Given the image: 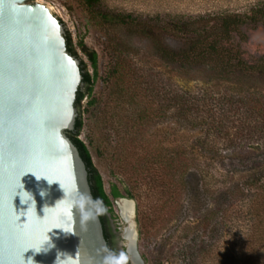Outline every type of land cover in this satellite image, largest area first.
I'll list each match as a JSON object with an SVG mask.
<instances>
[{"label":"rangeland","instance_id":"rangeland-1","mask_svg":"<svg viewBox=\"0 0 264 264\" xmlns=\"http://www.w3.org/2000/svg\"><path fill=\"white\" fill-rule=\"evenodd\" d=\"M38 1L49 5L61 19L74 45L82 37L97 53L98 76L92 91L95 102L88 105L89 97L81 101L85 124L80 137L91 152L105 190L108 192L110 184L115 183L121 192L128 187L133 194L134 198L112 199L120 233L125 227L134 228L135 248L143 264H197L194 241L201 235L202 219L215 207L222 189L258 173L264 152L255 141L245 142L239 149H222L216 158L200 149L197 143L200 132L183 129L167 99L182 88H210L209 78L194 72L181 73L157 58L144 39L128 37L123 30L117 29L111 33L128 39L134 57L153 68L155 72L149 73L152 78L156 77L155 74L158 76L155 79L162 93L158 103L148 104L149 115L140 127V134L132 138L129 126L137 105L121 104L124 99L122 85L126 81L122 80L123 74L110 72L115 62L107 41L110 29L101 22L99 12L131 13L142 18L169 20L216 13L251 14L254 10H262L264 21V0H100L92 8L83 0ZM242 31L246 35L240 43L243 57L248 61L264 59L263 24L248 22ZM168 40L175 43L170 36ZM77 53L92 71L87 57L78 48ZM261 83L264 85V79ZM262 89L264 91V86ZM181 146L188 149L191 159L184 188L179 187V169L167 168L163 158V154L175 153ZM154 170L164 186L162 192L160 189L149 192L146 180H140L137 174L142 171V174L154 175ZM167 187L171 189L169 192ZM121 198L134 204L129 221L120 215ZM119 241L125 249L128 240L119 235Z\"/></svg>","mask_w":264,"mask_h":264},{"label":"trees","instance_id":"trees-1","mask_svg":"<svg viewBox=\"0 0 264 264\" xmlns=\"http://www.w3.org/2000/svg\"><path fill=\"white\" fill-rule=\"evenodd\" d=\"M99 1L83 0V3L92 8ZM99 17L110 29L107 41L115 59L110 72L123 74L122 80L126 81L122 85L124 99L121 104L137 105L129 126L132 138L141 132L140 127L149 115L148 104L158 103L162 93L155 79L158 76L155 74L152 78L149 73L155 72L153 68L134 57L128 39L111 33L117 29L123 30L128 37L144 39L157 58L181 73L194 72L209 78L210 88H182L167 99L181 127L200 132L197 137L200 149L216 158L222 149H239L245 142L255 141L264 152V85L261 83L264 59L248 61L240 45L246 38L242 31L245 24L260 21L264 26L262 10H254L251 14L216 13L169 20L110 11H100ZM65 36L67 49L78 58L77 48L80 49L92 70L89 71L85 61L79 58L83 86L75 99L78 111L75 127L67 134L85 162L90 189L108 241L103 212L108 211L116 218L112 199L134 197L128 187L121 192L115 183L110 184L108 192L105 190L91 152L80 137L85 124L81 101L89 97L88 105L95 102L92 91L98 76V56L82 37L74 45L68 31ZM169 36L174 38V44L169 42ZM163 158L167 168L179 169L177 180L179 187L184 188L185 173L191 166L188 149L181 146L175 153L163 154ZM142 171L137 174L140 180H146L149 192L163 191L164 186L155 170L154 175L142 174ZM166 190L171 189L167 187ZM214 206L202 219L201 235L194 241L197 264H264V161L258 166V173L222 189ZM107 251L113 264H132L118 255L113 256L108 245Z\"/></svg>","mask_w":264,"mask_h":264},{"label":"water","instance_id":"water-1","mask_svg":"<svg viewBox=\"0 0 264 264\" xmlns=\"http://www.w3.org/2000/svg\"><path fill=\"white\" fill-rule=\"evenodd\" d=\"M65 34L49 5L0 0V264H113L67 134L83 76Z\"/></svg>","mask_w":264,"mask_h":264},{"label":"flooded vegetation","instance_id":"flooded-vegetation-1","mask_svg":"<svg viewBox=\"0 0 264 264\" xmlns=\"http://www.w3.org/2000/svg\"><path fill=\"white\" fill-rule=\"evenodd\" d=\"M103 214L105 215L104 225L108 233L107 245H108V248L110 249L111 254L113 256L118 255L122 259L129 261L126 256L127 253L119 241V235L121 236V233L119 231V226L116 224L115 218H113V216H111V214L108 211H104ZM124 231H125V228H124ZM124 231H123V235H124ZM128 244L129 242L127 241L126 246H128ZM123 252H125V254H123Z\"/></svg>","mask_w":264,"mask_h":264},{"label":"bare ground","instance_id":"bare-ground-1","mask_svg":"<svg viewBox=\"0 0 264 264\" xmlns=\"http://www.w3.org/2000/svg\"><path fill=\"white\" fill-rule=\"evenodd\" d=\"M50 7V6H49ZM51 8V7H50ZM120 215L125 221H129L133 214V204L129 199L121 198V202L119 203ZM124 237L128 240V251L130 257L133 261L137 262L138 258L135 252V241H136V233L132 226L125 227Z\"/></svg>","mask_w":264,"mask_h":264},{"label":"snow or ice","instance_id":"snow-or-ice-1","mask_svg":"<svg viewBox=\"0 0 264 264\" xmlns=\"http://www.w3.org/2000/svg\"><path fill=\"white\" fill-rule=\"evenodd\" d=\"M18 187H19V183L17 182L16 185H15V187H14V189L11 190L13 196L16 194V189H17ZM44 241H45V240L42 239L40 245H41L42 242H44ZM40 245H38V246L40 247ZM17 258L19 259V256H18Z\"/></svg>","mask_w":264,"mask_h":264},{"label":"clouds","instance_id":"clouds-1","mask_svg":"<svg viewBox=\"0 0 264 264\" xmlns=\"http://www.w3.org/2000/svg\"><path fill=\"white\" fill-rule=\"evenodd\" d=\"M27 193H28V192H27ZM41 193H42V192H41ZM43 195H44V193H43ZM28 196H29V197H31V194H30V193H28ZM26 200H30V199H26ZM26 200H25V201H26Z\"/></svg>","mask_w":264,"mask_h":264}]
</instances>
